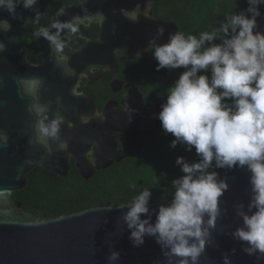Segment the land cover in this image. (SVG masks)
I'll use <instances>...</instances> for the list:
<instances>
[{"label": "clouds", "instance_id": "1", "mask_svg": "<svg viewBox=\"0 0 264 264\" xmlns=\"http://www.w3.org/2000/svg\"><path fill=\"white\" fill-rule=\"evenodd\" d=\"M39 3L40 0H0V11L20 21L25 18L18 13V8L35 11L34 18H30L39 25L34 36L37 40H47L56 63L75 76V70L69 67L66 47L73 37L84 39L82 29L102 25L107 17L103 12L90 11L88 0H79L82 15L75 14L70 20L61 21L58 17L66 13V8L61 6L55 12L57 18L42 26V14L37 10ZM247 4L246 9L225 14L219 26L199 35L179 30L170 33L168 41L161 44L158 41L166 29L160 26L149 40V51L158 62L157 71L184 69L167 89L166 102L158 114L161 127L166 134L175 137L171 148L183 145L189 152L195 149L198 157L194 161L177 157L175 164L183 175L171 181V200L160 204L158 210L149 206L153 195L149 187H142L130 200L109 207V211L113 207L127 208L121 219L130 231L133 246H142L146 237L154 238L160 245L164 259H157L153 264H200L207 248L214 244L213 231L218 227V220L227 211L222 207L225 202L221 198L230 186L216 169L236 168L250 173V196L247 205L242 202L234 205L242 224L227 234L241 242L242 251L255 256L257 264L264 261V32L259 30L257 20L264 0H247ZM120 11L131 22L139 19L138 8ZM11 30L10 21L0 19V32ZM13 39L8 37L9 42ZM6 48L7 44L0 41V52ZM125 52L126 49L117 48L112 55L118 59ZM98 68L100 66L89 65L79 78L94 74ZM17 84L21 98L28 97L31 101L26 105V111L34 118L31 124L34 135L29 138V145L41 146L45 153L43 158L68 153L69 143L62 138V126L73 128L75 125L60 111L53 112L50 102L41 101L44 78L19 77ZM71 92L75 96L82 95L77 86ZM94 115L106 119L98 111ZM92 118L81 116V123L87 124ZM0 144L7 146L6 132H0ZM85 155L88 163L95 167L98 161L94 152L90 150ZM163 175L167 178L166 173ZM155 182L161 185V178L156 176ZM130 187L136 190L137 185L132 183ZM142 214L146 218H142ZM235 251L232 250L233 254ZM120 255L119 251H111L108 264H117ZM223 264H233L227 252L223 253Z\"/></svg>", "mask_w": 264, "mask_h": 264}, {"label": "water", "instance_id": "2", "mask_svg": "<svg viewBox=\"0 0 264 264\" xmlns=\"http://www.w3.org/2000/svg\"><path fill=\"white\" fill-rule=\"evenodd\" d=\"M57 0H40L38 11L42 14L40 25L47 26L55 16H48L47 10ZM162 0H88L87 8L92 12H103L107 20L98 24V35H90V28L83 29L84 39L74 48L71 44L65 53L70 57L69 67L76 75H70L66 69L56 63L51 55V47L44 38L36 39L40 54V63H31L18 39L33 19L35 11L18 8L25 20L13 19L7 12L0 11V19H8L12 30L0 32V41L7 44L0 52V132L8 134V144H0V264H108L111 251L121 253L117 264H153L163 260L161 247L154 238L146 237L140 247L133 246L129 239L130 231L121 219L127 208L121 210L104 204L91 208L54 216H37L23 209V203L12 198V194L27 187L26 176L35 167H41L52 177H66L70 170L71 159L76 161V168L85 180L91 179L97 170L107 169L125 158L136 157L144 148L145 138L155 135L161 122L158 118L161 105L167 97L152 100L155 107L154 127L143 131L146 106L142 93L136 86H131L122 100L125 111L117 103H109L99 111L94 99L81 92L75 96L71 90L79 88L82 79L79 74L86 72L89 65L100 66L89 73V82L102 77L109 71L117 82L118 63L141 58L148 62L153 73L166 78L168 69L157 71L158 62L148 54L149 40L158 27L166 31L158 43H166L170 33L179 31L176 23L156 19L153 7ZM66 13L58 19L70 20L75 14H83L76 3L65 7ZM139 10V19L129 21L121 9ZM261 16L257 18L259 30L264 32V5L259 6ZM37 25V24H36ZM39 27V25H37ZM55 31V30H53ZM63 35V34H62ZM8 37H14L9 42ZM126 49L125 55L114 58V49ZM139 56V57H138ZM41 76L44 84L41 88V101L50 102L53 112L60 111L66 120L75 127L62 126V138L68 140V153H54L51 158L45 156L39 145H29V138L34 135L31 124L34 118L26 111L30 98H21L18 94L17 78ZM115 90V89H114ZM59 101V102H58ZM100 112L102 117L94 114ZM131 112V115L129 113ZM81 116L93 117L89 123H81ZM126 141L124 149H119V139ZM93 151L98 163L95 167L88 163L85 153ZM31 160L32 163H27ZM249 176L243 169H222L221 178L229 184V190L221 198L226 214L218 220V227L213 231L214 244L207 248L200 264H223V253L232 256L233 264H257L255 256L242 251V243L234 240L227 233L242 224V219L235 214L234 205L242 202L247 205L250 193ZM171 198L150 201V208L169 203ZM142 218H146L142 214ZM155 215L153 216V222ZM43 221L44 223H33ZM235 249V254L232 250ZM264 264V261L261 262Z\"/></svg>", "mask_w": 264, "mask_h": 264}, {"label": "trees", "instance_id": "3", "mask_svg": "<svg viewBox=\"0 0 264 264\" xmlns=\"http://www.w3.org/2000/svg\"><path fill=\"white\" fill-rule=\"evenodd\" d=\"M76 3V0H57L47 10L48 16H55L59 7ZM248 7L247 0H163L153 8L156 19L177 24L185 34L199 35L200 32L219 26L225 14L239 12ZM90 35H98L97 24L92 25ZM38 29L34 22L26 25V30L18 39L27 59L38 63L40 56L34 32ZM83 31V29H82ZM71 45L77 48L79 40L75 37ZM184 69L167 71L166 78L156 76L155 83L145 84L133 80L142 93L146 103L147 127L153 126L152 98L167 97L168 91ZM175 137L166 134L161 125L154 136L146 138L143 150L134 158H125L107 169L97 170L94 176L85 180L79 174L75 162L66 177H52L41 167H35L26 176L27 187L13 192L12 198L23 203V209L37 216H54L71 213L104 204H117L130 200L142 187L152 189L150 201L171 198V181L183 175L175 164L177 157L184 156L189 161L197 160L195 149L191 152L183 145L170 147ZM220 177L222 169H216ZM167 174L164 178L163 174ZM161 178V185L155 178ZM135 183L136 190L130 185ZM168 188L167 191H164Z\"/></svg>", "mask_w": 264, "mask_h": 264}, {"label": "flooded vegetation", "instance_id": "4", "mask_svg": "<svg viewBox=\"0 0 264 264\" xmlns=\"http://www.w3.org/2000/svg\"><path fill=\"white\" fill-rule=\"evenodd\" d=\"M92 28L93 27L91 26V30ZM148 54L150 55V57L153 58V60H155L150 51L148 52ZM39 63H40V59L38 63H34V64H39ZM156 76L158 77L159 75L152 72L151 66L148 62L144 61L141 58H137L134 60L120 61L118 63L117 82L115 86H112L115 77L109 71H105L101 78L94 80L92 82H89L88 79L83 78L80 82V86L78 89L80 92H83L94 99L99 111H102L109 103H117L118 109L121 111H125V108L121 102L123 98L127 95L130 87L133 85L136 86L133 80H137L139 83L153 84L155 83ZM153 99L154 98H152V100ZM146 113H147V108H146ZM152 113H153L152 114L153 126L147 127L148 121L146 120V114H145V119L141 126V129L143 131L151 130L154 127L153 118L155 114V107L153 103H152ZM125 146H126V141L123 137H121L119 139V149H124ZM71 161H74L76 164V161L74 159H71Z\"/></svg>", "mask_w": 264, "mask_h": 264}]
</instances>
